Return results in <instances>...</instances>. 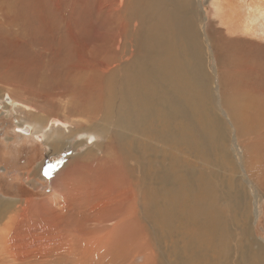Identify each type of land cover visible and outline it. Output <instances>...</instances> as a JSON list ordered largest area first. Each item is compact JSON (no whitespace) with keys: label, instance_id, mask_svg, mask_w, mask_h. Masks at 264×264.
I'll list each match as a JSON object with an SVG mask.
<instances>
[{"label":"rangeland","instance_id":"rangeland-1","mask_svg":"<svg viewBox=\"0 0 264 264\" xmlns=\"http://www.w3.org/2000/svg\"><path fill=\"white\" fill-rule=\"evenodd\" d=\"M94 1L0 0V199L17 203V207L21 210L19 223L28 216L25 212L27 207H30L31 211L36 210L34 211L37 213L36 216L32 213L33 222H36V228L41 233H43L42 227H46L47 231L60 228L61 231L66 232L69 229L67 232L71 234L69 236L65 233L63 243L66 248H74L73 241L80 236L81 226L93 225L92 219L105 213L106 211L103 210L108 206L117 207L120 203L123 207L132 205L133 201L142 197L144 174L148 172L149 175H154L160 170L162 160L165 159L168 163L170 157L175 156L181 175L185 176L189 171L195 181L199 180L194 175L210 177L219 192L226 191L231 186V192H224L226 199L229 197L227 195H235L236 191H239L238 200L243 198L245 204L247 203L246 212H243L244 214L240 212L239 217L237 211L240 206L234 203L236 198L230 200L231 205L236 206V210L230 209L226 201V204L222 202L227 213L225 222L226 230L230 234L229 242L233 240L230 238L233 234L235 239L240 237L238 230L243 225L245 230L248 229L246 231L257 240L259 246L264 247V75L254 81L257 95L248 97L245 86L251 84V81L246 82L240 76L236 77L235 72H231L233 69H242L243 67L239 68L240 64L262 66L264 39L241 31L229 34L224 27L220 28L216 20H211L213 10L210 0H200L201 8H198V0L189 2L190 6H193L200 31L203 32V26L206 25V30L214 40V48L217 49L214 53L218 70L216 75L212 67L211 50L204 44V39H200L205 52L203 69L208 76L205 86L210 95L206 107L212 118L220 119L219 130L224 136L221 138V144L207 143L209 146L205 144L202 152H192L189 149L190 142L188 145L181 144L182 147L174 149L150 137L136 136L123 131L124 128L117 124L115 118L105 115L103 107L100 106L98 98L104 95L101 91L102 86L105 87L107 81L112 80V85L118 87L117 81L122 80L123 75L119 63H115L108 71L104 70L102 65L120 59L123 60H120L121 64H124L130 57L128 37L124 39L121 51L117 52L113 48L115 35L112 34L111 38L106 34L115 33L122 28V30L134 31L137 27L133 24L137 21L140 26V19L136 14H106L110 15V19L108 18V22L105 23L108 25L103 27L101 22L105 21L103 16L105 14H96ZM245 1L258 5L262 0ZM229 2L234 7L239 5L242 7L244 4V0H229ZM227 14L229 12L226 7L224 15ZM203 16L207 18L205 23L208 24H203L201 21ZM110 20L113 23L109 24ZM235 21L232 20L233 26L236 25ZM107 30L111 32L108 33ZM90 65L92 67L89 70ZM86 70L94 73L96 79L101 76L94 82L98 85L95 89L89 86L90 83L87 81L89 78L85 77V73H88ZM103 70L106 73H103ZM112 72L114 73L111 75ZM232 73L234 75H231ZM80 75L85 78L82 79ZM244 101L247 105L246 110L249 112L252 108L254 112L252 118L250 116V119H247L248 127L241 123L243 136L236 138L231 121L223 111L227 102L238 114H243ZM54 119L70 124L71 129L60 139L58 148L52 152L54 146L47 145L39 138L40 135L34 137L18 130L22 125L26 128L36 122L46 126ZM196 131L198 132L195 128L198 142L199 140L204 142ZM81 134L87 137L78 139ZM88 134L93 137L90 141H87ZM251 141L254 144H250ZM235 144L238 145L239 151L247 156L250 172L257 173L254 182L261 190L245 176L242 170L245 169L244 159L241 162L237 157ZM124 145L127 150L134 149V146L140 148L138 161L135 157L137 153L133 152L128 160V164L130 162L131 165L127 167L119 163H97L96 153L110 146L116 147L117 149L113 147L116 151L118 149L124 151ZM89 149L92 150L89 151L90 154L96 155L86 154ZM221 149L226 153V164L221 157ZM186 167L191 169L185 171ZM226 183L230 186H226ZM156 184V181H152L149 187L155 190ZM135 197L138 199H134ZM256 197L258 198L255 199ZM182 198L183 201L188 202V197L184 194ZM255 210L257 217L254 216ZM111 217L109 215L104 219L110 220ZM4 222L8 223L9 218L4 219ZM148 228L151 229V226ZM182 232L184 233V230ZM50 236L53 239L59 238L54 236V233ZM168 243L164 245L162 252L180 253L172 257L174 260L179 255L186 254V258L189 257L190 247L181 235ZM201 243L205 246L204 240H201ZM151 244L153 251L159 255V243L151 242ZM263 251L264 249L259 250V253L264 261ZM73 259L58 255H53L51 258L52 263L73 264L75 260L77 264L79 263L78 258ZM141 261L143 256L137 257L135 264H140ZM195 264L202 263L196 261Z\"/></svg>","mask_w":264,"mask_h":264},{"label":"bare ground","instance_id":"bare-ground-1","mask_svg":"<svg viewBox=\"0 0 264 264\" xmlns=\"http://www.w3.org/2000/svg\"><path fill=\"white\" fill-rule=\"evenodd\" d=\"M190 1H94L96 3V14H105L103 15L105 21L101 22L103 27L108 25L105 23L108 22L110 17L106 14H136L140 19V26L137 21L134 22L133 26L137 27L134 31L132 29L130 31H128L129 29L122 30V28L115 33L106 34L111 38L112 34L115 35L116 41L113 43V48L117 52L121 51L124 39L128 37L130 39H128L130 57L127 56L128 62L126 61L124 64H121L120 60L122 59L106 63L105 66L101 64L104 70L108 71L115 63H119L121 69H123V75L122 80L117 81L118 87L112 85V80H108V84L105 87L102 86L101 91L104 95L103 97L100 96L98 100H100L99 103L103 107L105 115L108 114L115 118L117 124L124 128L123 131L136 136L150 137L174 149L182 147L181 144L188 145L190 142L189 149L197 153L202 152L205 144L209 146L207 143L221 144V138L224 135L222 136L219 130L221 126L220 119L218 117H216L217 119L212 118L206 107L210 95L207 92V86H205V83L208 82V76H206L207 72L203 69L205 52L200 39H204V44L211 50L212 67L216 75L218 70L214 53L217 52V49L214 48V40L210 32L206 30V25L203 26L204 31H200L201 28L196 23L197 18L194 15L193 6L191 7L189 4ZM198 2V8H201V1L198 0ZM210 6L213 10L211 20H216L220 28L224 27L229 34H231L230 32L241 31L253 37L264 39V0L258 5L247 3L244 0L242 7L240 5L236 7L230 5L229 0H210ZM226 7L229 14L224 15ZM206 19V17L201 18L203 24ZM234 19L236 25L233 26L232 20ZM110 22L112 21L110 20L109 24ZM209 31L211 30L209 29ZM97 33L99 34L98 31ZM211 41L213 44H211ZM226 53L228 52L226 51ZM100 58L99 61H101ZM130 58L132 59L129 61ZM95 62H98V60H95ZM89 67L87 66L90 70L92 65ZM239 68L242 69H233L231 72H235L236 77L240 76L246 82L250 80L251 84H247L245 90L249 94L248 97L250 95L256 96L254 81L264 75V64L262 66L261 64H247L245 66L240 64ZM87 70L86 72H88ZM88 73H85V77L89 78L87 81L90 83V88L95 89L98 85L94 82L101 76L96 79L97 76L94 77V73ZM231 75H234V73ZM85 77L82 76V79ZM95 102L97 103V101ZM225 106L226 109L222 111L230 119L231 127L234 128L236 133L235 137L243 136L241 135V123L248 127L247 119H250L254 110L251 108L248 112L246 110L247 105H245L243 114H238L234 107L229 106L227 102ZM22 126L18 127V130L34 137L40 135L39 138L42 141L44 140L47 145L50 147L53 145L54 148L51 152L58 148L60 139L71 129L70 124L57 119L49 121L46 126L37 122L28 125L26 128L24 125ZM195 128L204 142L200 140L198 142L194 132ZM88 136L87 141L92 140V135L88 134ZM85 137L87 136L85 135ZM121 138L123 139L122 136ZM252 141L250 144H254ZM117 142L119 143V141ZM235 146L237 157L241 162L244 159L245 169L242 170L245 176L253 181L254 186L259 188L254 182L257 173L250 172L247 156L244 152L239 151L238 145L235 144ZM113 147H107L104 151L96 153L97 163H119V165L127 167V165H131L130 162L128 164V160L133 152L137 153L135 157L138 161L140 148L134 146V149L127 150L124 145L126 150L118 151V149L116 151L114 150L116 147ZM90 150L86 154H90ZM151 151L149 152L152 153L153 151ZM220 152L222 153V159L224 158L223 161L227 160L226 153H223L222 149ZM209 159L212 158L209 157ZM175 160V156L170 157L168 163L164 159L161 162L164 166L160 165V170L154 175H149L148 172L144 174L142 178V197L140 199L135 197L134 199L138 200L133 201L132 205L123 207L120 203L117 207L114 205L108 206L106 210H103L106 211L105 213L92 219L91 223L93 225L81 226L80 236L76 237V241H73L74 248H66L63 243V237L69 229L63 232L57 226L60 230L47 231L45 229L46 224L45 228L42 227L43 233H41L36 228V222H33V215L36 216L37 214L34 213L36 210L31 211L30 207H27L25 212L28 216L21 221L22 223H19L21 210L17 207V203L0 199V264H58L52 263V260H54V258L51 260L53 255L78 258V264H135L136 258L140 256H143V261L140 264H195L196 261L202 264H264L259 253V250L262 251L264 247L259 246L257 240L247 232L248 229L245 230L243 223L238 230L240 237L235 239L233 234L230 237L233 240L229 242L228 235L230 234L226 230L225 222L227 213L222 202L225 203L226 201L230 209L236 210V206H232L230 203L231 199L236 198L234 203L240 206L237 211L240 217V212H246L247 203L245 204L243 198L238 200L239 191L235 190L236 196L227 195L229 197L226 199L224 192L229 193L232 189L228 183H226V186H230V189L219 192L210 177L205 176L203 178V176L194 175L199 180L195 181L189 171L188 174L185 172L187 175L183 176V173L181 175L178 171V162ZM224 164H226V161ZM118 169L120 170V168ZM186 169L191 168L186 167L185 171ZM152 181L157 183L155 190L149 187ZM135 182L137 181L135 180ZM132 188L137 189L139 187ZM259 189L261 190V188ZM183 194L188 197V202L183 201ZM254 205L256 206V202H254ZM139 209H141V212H139ZM32 213L34 214L32 215ZM8 214L11 215L8 216ZM109 215L112 216L110 220L104 219ZM255 215L258 216L257 210H255ZM6 218H9V222L3 223ZM148 226H151V229ZM181 229L184 230V233ZM52 233L59 238L55 237L56 239H53L51 236L50 238L49 235ZM70 234L67 235L70 236ZM81 234L84 235L81 236ZM179 235L190 247V253H188V258L185 254L179 255L174 260L172 257L180 253L171 254L169 251L168 254L162 252V248ZM201 240H204L205 246L202 243L200 244ZM151 242L159 243V255H156V252L153 251ZM73 264H77L76 260Z\"/></svg>","mask_w":264,"mask_h":264},{"label":"water","instance_id":"water-1","mask_svg":"<svg viewBox=\"0 0 264 264\" xmlns=\"http://www.w3.org/2000/svg\"><path fill=\"white\" fill-rule=\"evenodd\" d=\"M54 120H56V119H54ZM81 138H85V134H81L78 136V139H81Z\"/></svg>","mask_w":264,"mask_h":264}]
</instances>
